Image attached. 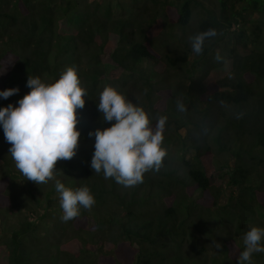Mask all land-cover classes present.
<instances>
[{"label": "trees", "instance_id": "obj_1", "mask_svg": "<svg viewBox=\"0 0 264 264\" xmlns=\"http://www.w3.org/2000/svg\"><path fill=\"white\" fill-rule=\"evenodd\" d=\"M110 1L0 0V91L19 89L0 108L28 76L54 83L70 66L88 93L76 155L47 183L16 169L0 126V264H238L244 234L264 228V0H126L123 17ZM210 28L194 55L189 38ZM109 85L153 126L168 117L163 166L135 187L90 167ZM55 180L95 205L64 222Z\"/></svg>", "mask_w": 264, "mask_h": 264}, {"label": "clouds", "instance_id": "obj_2", "mask_svg": "<svg viewBox=\"0 0 264 264\" xmlns=\"http://www.w3.org/2000/svg\"><path fill=\"white\" fill-rule=\"evenodd\" d=\"M216 35V30L210 28L190 37L193 54L200 55L205 41ZM26 87L30 91L17 101L18 106L0 108V126L11 145L9 153L16 169L38 185L54 179L58 161H68L76 155L81 135L77 130V110L83 109L88 93L75 66L67 67L54 83L28 76ZM18 92V88L6 89L0 91V97L8 99ZM97 108L111 127L88 134L95 136L90 164L93 172H102L105 179L111 178L126 188L143 183L146 173L158 172L168 155L164 146L168 117L159 116L153 126L142 106L110 85L100 93ZM176 109L186 111L183 99L177 98ZM242 116L241 113L236 118ZM55 190L59 193L64 222L79 217L81 209L91 210L96 203L88 186L73 190L55 180ZM243 244L238 264H251L254 253H264V228L251 227L243 236ZM215 246L222 247L219 243Z\"/></svg>", "mask_w": 264, "mask_h": 264}, {"label": "rangeland", "instance_id": "obj_3", "mask_svg": "<svg viewBox=\"0 0 264 264\" xmlns=\"http://www.w3.org/2000/svg\"><path fill=\"white\" fill-rule=\"evenodd\" d=\"M118 3H119V5L117 4L116 0H111L110 1L111 11L115 15V17H123V16H125V12L123 11V9L127 8L128 6H130V3L128 1H126V2L120 1ZM161 51L162 50H160V52ZM174 82H175V80H174ZM6 214H7V212H6ZM211 251H213V250L211 249ZM254 264H260V263H254Z\"/></svg>", "mask_w": 264, "mask_h": 264}]
</instances>
